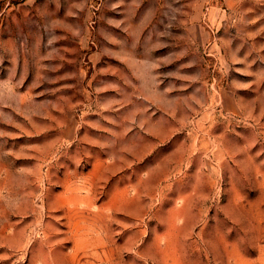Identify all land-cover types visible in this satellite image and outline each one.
Listing matches in <instances>:
<instances>
[{
	"label": "rangeland",
	"instance_id": "1",
	"mask_svg": "<svg viewBox=\"0 0 264 264\" xmlns=\"http://www.w3.org/2000/svg\"><path fill=\"white\" fill-rule=\"evenodd\" d=\"M0 264H264V0H0Z\"/></svg>",
	"mask_w": 264,
	"mask_h": 264
}]
</instances>
